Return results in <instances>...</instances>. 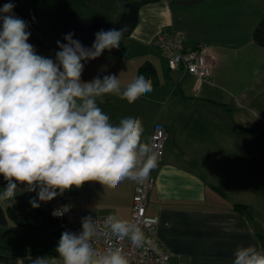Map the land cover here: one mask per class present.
Here are the masks:
<instances>
[{"label": "crops", "instance_id": "crops-1", "mask_svg": "<svg viewBox=\"0 0 264 264\" xmlns=\"http://www.w3.org/2000/svg\"><path fill=\"white\" fill-rule=\"evenodd\" d=\"M0 0L14 3L13 14L43 33H53L65 23V14L101 20V4L90 0ZM139 22L146 26L150 47L167 29L186 34L187 47L205 46L213 62L210 81L168 68L159 73L156 55L150 62L158 82L129 104L106 95L98 104L112 123L125 117L142 121V142L149 144L156 123L167 131L162 161L155 170L147 215L158 219L156 238L174 264H232L238 246L262 250L264 238V49L253 40V31L264 17V0H136ZM105 10V7H103ZM106 21V20H101ZM2 23V21H0ZM137 24V25H138ZM2 29V26H0ZM38 55L55 60L58 50L46 48L30 35ZM83 61V82L115 75L121 87L138 76L141 65L116 51ZM157 49V48H156ZM158 67V68H157ZM172 73L174 75H172ZM221 103L223 105L214 104ZM7 181L0 175V193ZM141 183L125 179L109 188L89 181L65 190L73 209L82 215L130 221L134 190ZM38 191V190H37ZM58 191V190H57ZM14 203L0 201V264H30L33 256L22 245L18 222L44 229L58 227L52 211L55 201L40 202L37 192L18 185ZM40 204L33 208L30 200ZM244 206L246 213L241 212ZM16 209L14 215L10 214ZM49 243V242H47ZM55 245V244H54ZM6 248V249H3Z\"/></svg>", "mask_w": 264, "mask_h": 264}, {"label": "clouds", "instance_id": "clouds-1", "mask_svg": "<svg viewBox=\"0 0 264 264\" xmlns=\"http://www.w3.org/2000/svg\"><path fill=\"white\" fill-rule=\"evenodd\" d=\"M14 7H0V175L7 181L0 201H9L10 207L18 185L48 202L89 181L109 188L125 179L143 183L157 166V155L142 142V121L129 116L114 124L98 104L108 94L132 104L153 90L151 79L138 75L123 88L115 75L81 80L82 62L119 48L127 29L100 30L91 48L68 33L67 43L57 41L60 50L53 60L38 55L28 43V25L13 14ZM29 203L40 206L35 198ZM53 215L62 216L63 211ZM81 225L79 234H61L55 249L60 264H128L121 248L109 246L101 252L93 246L95 219L83 217ZM105 228L137 246L143 241L136 223L115 215L107 217ZM233 255L232 264H264V251L255 245L238 246ZM28 259L30 264H57L49 257Z\"/></svg>", "mask_w": 264, "mask_h": 264}, {"label": "built area", "instance_id": "built-area-1", "mask_svg": "<svg viewBox=\"0 0 264 264\" xmlns=\"http://www.w3.org/2000/svg\"><path fill=\"white\" fill-rule=\"evenodd\" d=\"M153 45L165 56L169 69L194 75L199 81H210L213 62L206 54L205 46L198 44L195 47H187L186 34L183 31L172 28L164 30L155 37ZM166 139V128L156 123L149 145L157 155V166L134 190L130 221L141 229L142 243L137 246L128 238L117 239L105 228L106 216H91L98 226V235L93 246L101 252L109 246L121 248L128 259V264H174L171 255L156 238L158 219L147 215L150 191L155 184V170L164 156ZM52 201L57 203L52 213L55 210L63 211L62 216H54L58 221V227L63 232L67 230L79 234L82 231L81 220L87 216L77 213L73 209L72 200L62 194H58Z\"/></svg>", "mask_w": 264, "mask_h": 264}, {"label": "water", "instance_id": "water-1", "mask_svg": "<svg viewBox=\"0 0 264 264\" xmlns=\"http://www.w3.org/2000/svg\"><path fill=\"white\" fill-rule=\"evenodd\" d=\"M178 3H194L198 0H173ZM139 22V6L135 4H126L124 11L117 21L109 22L100 25L96 20L91 18H82L74 13H69L63 26L58 28L53 33H43L37 27L28 25L27 31L31 33L42 45L48 49L60 50L57 47V41L67 43L64 36L68 33H74L73 39L78 40L86 48H91L95 34L100 30L122 29L126 28L123 37H128L132 34Z\"/></svg>", "mask_w": 264, "mask_h": 264}, {"label": "rangeland", "instance_id": "rangeland-1", "mask_svg": "<svg viewBox=\"0 0 264 264\" xmlns=\"http://www.w3.org/2000/svg\"><path fill=\"white\" fill-rule=\"evenodd\" d=\"M56 1L57 0H54L53 4ZM133 1L136 0H90V3L92 5L101 4L102 7L100 8H102L101 10H103V12L101 11V13L104 14L101 20H106V21L103 22L101 20L99 21L96 19L94 20H96L100 25L117 21L120 18L122 12L124 11L125 5L131 4V2ZM103 7H105V10L103 9ZM69 13H74V12L66 13L65 20H66V16ZM145 28L146 26H144V24H138L130 36L122 37L120 41V46L127 47L129 52L134 55L133 59L137 60L140 64H143L146 60L150 58V52L154 53L157 59L156 62L159 64V70H160L159 73L160 74L165 73V75H167L169 66L167 64L166 58L158 49L154 47H150V41L148 42L149 33L147 34V32H145L146 30ZM172 75L174 74L172 73ZM62 233L63 231L59 227L52 228L42 234V239L45 242H49L50 244L58 245Z\"/></svg>", "mask_w": 264, "mask_h": 264}, {"label": "trees", "instance_id": "trees-1", "mask_svg": "<svg viewBox=\"0 0 264 264\" xmlns=\"http://www.w3.org/2000/svg\"><path fill=\"white\" fill-rule=\"evenodd\" d=\"M0 26H2L1 22H0ZM253 40L257 45L264 48V17L258 23V25L255 27L253 31ZM106 51L107 50H105L104 52ZM116 53L125 57L130 56L127 52V49L124 47L120 48L118 51H116ZM138 75H144L146 77H149L152 81V84H156L158 82V75L156 69L150 62H146L139 67ZM211 102L214 104H219L220 106L223 105L221 103H216L214 101ZM239 209L243 213L247 212L244 206L240 207ZM15 212L16 209L12 208L10 214L14 215ZM18 225L21 229L22 245L26 250H28L30 255L59 257L55 251L57 245L47 243L42 239V234L44 232V229L36 227L28 222H18ZM260 240L262 244L261 251H264V238L261 237Z\"/></svg>", "mask_w": 264, "mask_h": 264}]
</instances>
